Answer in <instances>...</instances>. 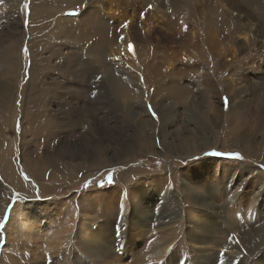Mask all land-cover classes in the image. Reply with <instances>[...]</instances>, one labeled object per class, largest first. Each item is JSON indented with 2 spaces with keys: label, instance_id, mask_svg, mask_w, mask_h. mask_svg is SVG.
Here are the masks:
<instances>
[{
  "label": "rangeland",
  "instance_id": "obj_1",
  "mask_svg": "<svg viewBox=\"0 0 264 264\" xmlns=\"http://www.w3.org/2000/svg\"><path fill=\"white\" fill-rule=\"evenodd\" d=\"M76 1L0 0V264L30 253L103 264V252L129 264L168 237L167 264H198L191 240L206 214L216 230L202 247L218 259L238 234H264V40L250 41L252 25L239 18L248 33L229 39L221 18L234 10L222 0H210L217 31L207 0ZM36 157L66 165L44 170ZM35 203L51 220L14 248L19 214ZM259 242L241 264H264Z\"/></svg>",
  "mask_w": 264,
  "mask_h": 264
},
{
  "label": "bare ground",
  "instance_id": "obj_2",
  "mask_svg": "<svg viewBox=\"0 0 264 264\" xmlns=\"http://www.w3.org/2000/svg\"><path fill=\"white\" fill-rule=\"evenodd\" d=\"M76 1V0H75ZM80 1V0H79ZM212 1V0H211ZM210 0L206 2V9H208L210 11V13L206 12V19H205V24L206 27L212 31H217L220 28H224L223 25H221L220 23H218L215 19V7H213V3ZM224 1V5L227 6V8H229V10H234V12H229L226 10L225 18H221V20L224 21L225 23V28L229 27L228 30V38L232 40V38H234V35L236 33H240L244 34V33H248V31L243 30L244 27H240V20L239 18L242 19V22L246 25L247 24L251 27L252 25V29L249 30V36H250V41L251 39H253V37H259L260 39L262 38V40H264V19L260 16V13L263 12L264 13V0H249V1H241V0H222ZM77 2V1H76ZM80 3V2H79ZM217 7H221L220 4H218L216 6ZM251 8V9H249ZM253 8H256V12L259 14H256V12L253 10ZM41 11V10H40ZM38 11V13L40 12ZM188 11V10H187ZM235 11L237 13H235ZM37 12L34 14H38ZM212 15V16H211ZM231 17V19H233L235 22L231 23L227 18ZM223 16V15H222ZM42 17V16H39ZM185 17V16H184ZM38 18V17H37ZM262 18V19H261ZM255 22H254V20ZM251 20L253 23L251 24V22L249 21ZM35 22V21H34ZM191 24V23H190ZM234 24H237L236 26ZM205 31V30H204ZM207 31V30H206ZM43 33V32H42ZM222 33V31L220 32ZM257 34V35H256ZM227 35V34H226ZM256 35V36H255ZM248 36V37H249ZM246 48V46H245ZM262 49L264 48L261 47ZM233 49V48H232ZM259 49V48H258ZM207 50V49H206ZM240 53H242L243 47H241L240 49H238ZM263 51V50H262ZM212 54V53H211ZM252 58H254L253 60H256V57H259L260 55L258 53H251ZM250 56V58H251ZM212 59V58H211ZM260 59V58H259ZM216 62V61H215ZM211 64V63H210ZM260 65V64H259ZM257 65L258 67H261ZM261 69H263V72L261 75L264 76V68L261 67ZM263 81V80H262ZM264 82V81H263ZM256 83V82H255ZM210 84V83H208ZM262 84V83H261ZM254 85V84H253ZM257 86V85H256ZM255 87V85H254ZM259 87V86H258ZM263 89L264 86L262 85ZM37 102L38 100L35 101L34 106H37ZM212 104V103H211ZM4 107V106H3ZM5 108V107H4ZM8 109V108H7ZM32 111V110H31ZM6 111H4L5 113ZM40 114L41 116H44L43 112H38V113H34L32 111L31 115L35 116L33 118H31L33 121L37 122L38 126L41 128V130L43 131V133L47 134H51L50 131L52 128L53 123L52 122H48V121H42L40 118ZM45 117V116H44ZM46 119V118H45ZM32 121V122H33ZM31 122V123H32ZM35 125V124H34ZM33 126V125H32ZM36 126V125H35ZM39 127H36V129H38ZM33 130L35 127H32ZM39 128V129H40ZM32 131V130H31ZM36 131V130H35ZM29 132V131H28ZM34 132V131H33ZM37 132V131H36ZM36 135L39 136V134L35 133ZM41 134V132H40ZM43 135V134H42ZM40 135V137L42 136ZM44 136V135H43ZM36 137V136H35ZM35 140V139H34ZM33 140V141H34ZM41 140V139H40ZM31 142V140H30ZM7 148V147H6ZM5 157V156H4ZM6 158V157H5ZM5 160V159H4ZM61 160V159H60ZM1 161V159H0ZM7 162V161H6ZM35 163L40 165L41 167H43V169H47L49 167H55L59 170H61L66 164L63 163H59V161H57V159L55 157H36L35 159ZM8 164V163H7ZM5 165V164H3ZM33 166V165H30ZM73 166V165H70ZM29 167V166H28ZM41 167H39L41 169ZM78 166H75L74 169H76ZM34 168V167H33ZM30 168V169H33ZM29 169V170H30ZM42 169V170H43ZM78 169V168H77ZM59 174V173H58ZM243 193V192H242ZM121 194V193H120ZM116 200V197H115ZM111 205V204H110ZM45 204H31L28 205L26 209H24L20 214V218H19V222H20V237L23 239V242H14L12 239H8L11 243V245L14 248H18L20 246L23 247H30L31 244L27 243L26 244V240L31 241L32 244L34 245L36 239H38V234H39V230H42L45 226H41L42 222L44 219L51 220V217H49L48 215L50 214L49 212V206H45ZM114 206V205H113ZM119 206V205H117ZM201 205H199V208L205 209L206 207H200ZM246 207V206H245ZM113 208V207H112ZM109 209V208H108ZM216 209V208H215ZM246 209V208H245ZM119 211V210H118ZM192 210H190L191 212ZM204 211V210H203ZM189 212V213H190ZM205 213V212H204ZM203 213V214H204ZM207 215V214H206ZM206 215H202L199 216L200 218L197 219L196 221L199 223H201V225L198 227V223L195 225L197 230L202 231L199 235V233H197L196 237H194V239L191 240V242L195 245V247L198 248V258L196 259L198 264H241V260L243 257L245 256H249L255 255V253H253V249H255L256 247H258L259 245L261 246V242L259 241H264V234H258L256 236H254V234L251 233H245V237L246 239H243V237L241 235L238 234L239 238L238 242L236 241H230V243H225L224 245H226V249L229 251L227 253H221V258L218 259L216 255H210L209 253H207L206 250H204V248L202 247L209 239V236L207 235V233H211L213 234V231L216 230V226H213L211 224V220H205ZM170 216V215H169ZM196 210L192 211L189 215L190 218H196ZM211 217V216H210ZM263 217V216H262ZM83 219V218H80ZM209 219V218H208ZM211 219V218H210ZM14 216H12V218L9 221V226H13L14 223ZM134 220V219H133ZM84 221V220H83ZM113 221V220H112ZM218 221V220H217ZM61 222V221H59ZM110 222V221H109ZM130 222V221H129ZM140 222V221H139ZM63 223V222H62ZM123 223V222H122ZM144 223V222H143ZM245 223H248L247 218H245ZM41 224V225H40ZM70 224V223H68ZM81 224V226H85V224L83 222L79 223ZM83 224V225H82ZM132 224V223H131ZM218 224V223H217ZM135 225V224H133ZM143 225V224H142ZM72 226V225H71ZM140 228V226H138ZM260 227V226H259ZM145 229V228H144ZM214 229V230H213ZM141 231V230H140ZM97 232V231H96ZM49 233L52 235H54L55 233L52 232V230H48L47 234L45 235L46 237H49ZM37 234V235H36ZM127 234L129 235V232H127ZM144 234V233H143ZM153 234V233H152ZM83 235V234H82ZM126 235V234H124ZM139 237V234H137ZM199 235V236H198ZM154 236V235H153ZM9 237H13L12 234H10ZM51 237V236H50ZM124 237V236H123ZM193 237V236H192ZM141 238V237H140ZM52 239V238H51ZM58 240V238H56ZM128 239V238H127ZM189 239V238H188ZM129 240H131V244H135L137 242V236L134 235L133 233L129 235ZM89 241V240H88ZM87 241V242H88ZM92 242V241H91ZM127 242V241H126ZM125 242V248L127 251V254H130V256H132L133 254L132 252V245L129 243L128 245H126ZM239 242L242 246L239 245ZM9 243V242H8ZM48 243V242H47ZM101 243V242H100ZM124 243V242H123ZM54 244V243H53ZM170 238L168 237L166 240L164 241H160L157 244H155V246H153L152 248H150V250L147 253H141V255H139V257L136 259V261L134 262L132 259V261L130 263L132 264H167L169 262L168 259L163 260L165 253L168 252V250H170L169 248L171 247L170 245ZM47 245V244H46ZM52 246V244H51ZM96 246V245H95ZM100 246V245H99ZM54 247V246H53ZM52 247V248H53ZM22 248V247H20ZM47 248V247H46ZM51 248V249H52ZM55 248V247H54ZM100 248V247H99ZM124 248V249H125ZM96 249V248H95ZM105 249V248H104ZM86 250V249H85ZM107 250V249H106ZM94 252V251H93ZM102 252V250H101ZM256 252V251H255ZM24 253V252H22ZM20 257H26L27 258V253H25L26 256H23V254L17 253ZM46 254V256H45ZM55 254H59V253H51L50 255H55ZM100 254V253H98ZM103 254V258L101 260V262H103V264H123V255L122 256H117V254H112V252H108V253H102ZM132 254V255H131ZM138 254V253H137ZM140 254V253H139ZM257 254V253H256ZM262 254V253H261ZM125 255V253H124ZM263 255V254H262ZM49 256V255H48ZM47 256V253H44L43 255H40L39 253H30L29 256V263L28 264H38L40 259H44ZM87 256V255H86ZM91 256V255H90ZM98 256V255H97ZM129 256V255H128ZM264 256V255H263ZM96 257V256H95ZM88 258V257H87ZM90 258V257H89ZM15 259V258H14ZM90 260V259H89ZM126 260V259H125ZM178 260V259H176ZM21 262V259L19 258V260H15V262ZM70 261V260H69ZM18 262V263H19ZM129 263V264H130ZM179 263H183L182 262V258L180 259V262H177L176 264ZM40 264V263H39Z\"/></svg>",
  "mask_w": 264,
  "mask_h": 264
},
{
  "label": "snow or ice",
  "instance_id": "obj_3",
  "mask_svg": "<svg viewBox=\"0 0 264 264\" xmlns=\"http://www.w3.org/2000/svg\"><path fill=\"white\" fill-rule=\"evenodd\" d=\"M25 7H27V5H25ZM125 27H127V25H125ZM129 51L134 52V46L129 45ZM225 104H227V98H225ZM148 110H149V112L151 113V115H152V117L154 119H157V120L159 119V117L157 116L156 112L151 108L150 105L148 106ZM232 158H234V159H243V157L240 156L239 154H232Z\"/></svg>",
  "mask_w": 264,
  "mask_h": 264
},
{
  "label": "trees",
  "instance_id": "obj_4",
  "mask_svg": "<svg viewBox=\"0 0 264 264\" xmlns=\"http://www.w3.org/2000/svg\"><path fill=\"white\" fill-rule=\"evenodd\" d=\"M152 160V164H153V162H155L156 160L153 158V159H151Z\"/></svg>",
  "mask_w": 264,
  "mask_h": 264
}]
</instances>
